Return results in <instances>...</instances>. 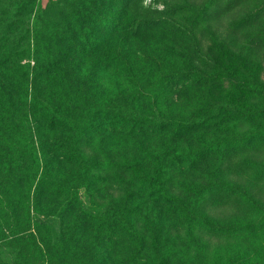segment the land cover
I'll return each instance as SVG.
<instances>
[{
  "label": "trees",
  "instance_id": "16d2710c",
  "mask_svg": "<svg viewBox=\"0 0 264 264\" xmlns=\"http://www.w3.org/2000/svg\"><path fill=\"white\" fill-rule=\"evenodd\" d=\"M135 1L0 0V264H185L163 256L162 236L155 239L159 250L152 251L151 220L137 223L143 193L150 199L147 211L160 209L157 217L188 224L210 219L213 230L227 231L170 184L177 172H194L227 147L205 145L207 133L254 111L219 101L199 114L166 117L161 89L195 91L220 77L190 65L162 73L152 55L133 50V43L161 29L166 19L133 14ZM214 2L208 0L202 11ZM151 63L158 69L155 79ZM109 73L128 80L140 96L105 92ZM242 89L248 98H264L263 81L252 75ZM253 114L264 117V110ZM56 131L62 133L55 140L44 137ZM165 135L205 146L187 152L176 147L160 157L145 139ZM113 138L137 142L141 150L131 163L118 164L120 174L132 177L134 198L113 209L94 208L86 179L97 161L83 147ZM63 169L73 184L64 181ZM210 191L246 195L219 179Z\"/></svg>",
  "mask_w": 264,
  "mask_h": 264
},
{
  "label": "rangeland",
  "instance_id": "374dc122",
  "mask_svg": "<svg viewBox=\"0 0 264 264\" xmlns=\"http://www.w3.org/2000/svg\"><path fill=\"white\" fill-rule=\"evenodd\" d=\"M49 1L42 0L43 5ZM207 2L135 1L133 14L150 19H166L162 20L164 26L161 29L147 39L133 43V50L141 48L152 55L155 61L162 64V73L173 74L178 67L183 70L196 66L197 71L205 75L220 77L212 85L195 91L186 86L175 91L161 89L164 98L160 106L164 115L188 117L219 101L253 113L257 109L264 110V98H248L242 89L243 81L249 75L264 83V0H215L209 9L202 11ZM151 67L155 79L158 69L153 63ZM106 79L105 92L119 94L124 90L127 99L139 95L135 93V86L122 76L109 73ZM233 113L236 115L237 110ZM253 113H247L241 122L236 123L238 120L234 119L220 127L219 131L215 129L207 133L205 145L225 143L227 147L196 171L177 172L170 184L173 193L192 202L200 213L203 212V217L209 216L227 227V231L213 230L210 219L188 224L175 217H157L160 209L154 211L153 207L147 211L150 199L148 193H143L138 199L143 207L137 223L140 225L139 222L151 220L148 237L151 245H154L152 251L159 250L155 239L162 236L164 243L160 245L164 250L163 256L171 262L264 264V117H256ZM44 133H41V137ZM61 133L46 132L44 137H50L53 141ZM239 136L242 139L237 143ZM145 143L150 146V151H159L160 157H165V152L171 153L176 147L181 152H187L190 147L200 150L205 146L201 142L177 141L171 135L150 136ZM83 149L86 156L97 161L86 179L90 183V188H86V197L91 205L94 208L113 209L122 200H132V177L120 174L118 164L131 163L133 156L140 154L137 142L113 138L110 144H103L100 139H95ZM62 173L67 175L64 181L73 184L67 171ZM217 179L224 180L230 186L239 185L246 190V195L241 197V194L230 191L212 193L210 189ZM165 208L167 210V207H162L164 215ZM150 211L152 214L148 216ZM155 232H160V235L155 236Z\"/></svg>",
  "mask_w": 264,
  "mask_h": 264
}]
</instances>
